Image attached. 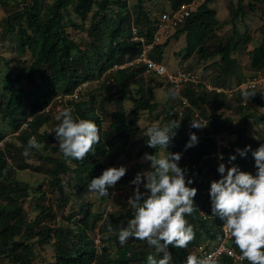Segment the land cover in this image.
Returning <instances> with one entry per match:
<instances>
[{
	"label": "trees",
	"instance_id": "trees-1",
	"mask_svg": "<svg viewBox=\"0 0 264 264\" xmlns=\"http://www.w3.org/2000/svg\"><path fill=\"white\" fill-rule=\"evenodd\" d=\"M218 1L222 0H205L200 4L196 10L192 11L186 22L175 29L171 38L154 46L153 50L157 55L150 54V57L161 62L170 41L185 35L187 46L179 53L182 58L188 60L197 53L200 54V59L221 55L222 63L214 65L221 68L222 73L218 76V80L225 83L226 78L235 73L236 60L232 57L236 47V44H233L234 37L237 35L235 25L233 35L222 49L207 53L203 48L217 22V12L211 6ZM112 2L117 4L116 11L113 10ZM184 2L191 3L192 0H171L170 8L165 12L177 8ZM256 2L247 6L249 12L257 11ZM72 11L83 23L93 14L90 16V27L86 29L76 25L70 18ZM248 11L243 1L238 0L237 6L232 10L233 22L246 16ZM134 16H137L138 23L142 21L146 24L147 33H139L145 36L148 43H154L157 27L146 8V0H137L134 11H131L126 0H51L46 7L43 5V0H23L22 7L14 10L1 23L3 32L0 34V41L8 35L15 34L18 55L21 58L31 56L28 66L30 72L27 75L24 72L15 73L14 67H10L1 82L2 91L0 92L1 120L6 122L13 131H21L19 145L13 141H7L3 148L0 146V254L7 257L12 264H33L36 243L44 245L51 242H54L55 247V261L52 264H95L97 262L100 264H147L149 254L155 256L157 260L163 258V253H157L146 240L131 239L125 245H120L118 240L120 229L115 230V223L128 222L127 213L128 219L134 217L135 211L129 203L125 205V213L122 212L115 217V222L110 226L111 231L108 228L104 229L110 233L105 237L106 242L116 246L117 257L111 258L109 246L102 244V247L98 249L90 235L91 226L104 218V214L93 212L91 204H82L79 212H74L67 217L71 225L51 228L47 226L44 219L53 218L55 214L51 205L41 203L46 202L47 199L45 190L41 187L33 188L28 184H22L15 177L16 172L28 168L46 173L50 189L59 191L60 196L57 201L62 202L59 206L61 208L63 204L66 205L70 201V197L64 194L66 193L64 175L69 177L68 184L72 188L88 184L92 179L100 177L102 171L113 164L121 153L129 158L133 157L134 148L136 158H142L145 153L156 154L159 157L160 147L156 149L147 146V140L144 142L142 140L139 147L127 148L128 144L134 143L140 133V128L136 126L138 113L140 111L154 113L158 106L156 102H152L153 88H147L143 84L144 65L115 68L135 59L142 51L141 42L133 41L131 24ZM69 26L85 30L90 41L81 46L67 31ZM244 40L249 42L250 37L245 35ZM251 55L252 69L256 72L262 71L264 41L252 51ZM3 61L8 65L7 60ZM95 79H101L102 96H105L110 103L120 106L131 101L134 103V109L127 113L123 108H117L106 128L103 120L106 111L102 104L97 107V99L93 93H88L87 97L81 95L79 101L71 99L69 103L72 106L74 118L95 121L100 129L101 140L95 146L94 155L90 153L83 160L65 159L59 151V146L56 145L58 141L55 132H42V128L48 124L51 123L56 128L61 122L51 117V114H46V111L57 96L70 97L82 84ZM133 86L137 88L134 90ZM170 90L171 95L173 91ZM248 92H254L255 96L249 95L247 100L242 93L234 96H240L238 110L243 115L238 126L234 125L232 118L223 115L224 112L219 113L220 110L227 108L226 101L233 100L234 97L229 99L226 95L216 92H196L193 86L186 87L183 94L189 97L190 106L192 103L201 109L199 120H205L206 127L201 129L191 127V121L195 120L192 109L184 110L182 116H179L172 107L165 113L164 124L160 127L172 120L181 122L180 128L176 130V136L170 143L180 144L193 132L198 137V144L181 151L184 155L180 160L181 163L179 162V166L185 170L186 180L193 181L188 186L198 190L194 198L196 210L192 215L186 216L194 229L195 238L184 249L169 246L173 262L171 264L185 263L187 256L191 254L190 249L194 245L197 247L203 238L216 242L223 236L221 227L224 221H219V216L204 218L201 212L205 210L208 215H213L211 197L207 191L213 181L221 178L217 163L204 159L216 149V137L225 134L235 135L236 138L232 140V144H240L243 149L252 144L251 150L248 151V160L243 162L245 171L249 172V166L256 164L253 152L258 149L257 146L264 145V140L253 145V141H245L244 135L250 120H261L264 123V114L253 111V105L258 103L260 98L262 102L259 106L264 107V96L258 93V90ZM147 95L149 98L146 99ZM210 96L215 100L212 103L211 112L207 113L204 105L209 103ZM29 117H33L32 120H29ZM4 137L0 122V140ZM31 137H35L45 149V153L37 149L30 151L29 156L35 155L41 162L38 166L29 164L27 162L29 156L23 155ZM47 150L51 152L46 153ZM9 160L14 161V164H10ZM140 167L141 164L134 169L130 168L131 174L126 173L120 179V183L132 184L137 174H142ZM32 197H34L39 216L27 221L24 203ZM77 215L83 217L79 219V222L76 221ZM73 220L78 223L76 230L72 227L75 224ZM33 231H36L38 239L34 243L30 240L32 236L29 235ZM230 245L240 252L233 238ZM194 255L201 257L199 251ZM216 264L233 263L226 257Z\"/></svg>",
	"mask_w": 264,
	"mask_h": 264
},
{
	"label": "rangeland",
	"instance_id": "rangeland-1",
	"mask_svg": "<svg viewBox=\"0 0 264 264\" xmlns=\"http://www.w3.org/2000/svg\"><path fill=\"white\" fill-rule=\"evenodd\" d=\"M192 0V8L196 10L200 4H202L205 0ZM245 6V9L248 11L247 6L253 2L254 0H242ZM51 0H43V5L46 7ZM126 3L130 7L131 11H134V7H136L137 0H126ZM238 0H222L215 2L212 4V8L217 12V22H215L213 26V33L205 42L203 48L207 53H212L213 51L222 49L228 42L229 38L234 33V25L236 27L237 35L234 37L233 44H236L234 53L232 57L236 60L235 73L226 78L225 83H222L218 80V76L221 75V68L215 66V63H222L221 55L208 59H200V54H195L188 60H184L182 55L179 54L185 47L187 46L186 37L182 35L178 39H172L170 44L165 48V53L163 55V60L161 61L166 65V67L171 72H177L179 70L192 72L197 76V78L212 87L219 86L223 88H234L239 86L242 82H247L249 80L257 79L261 80V85L259 86L258 93L264 96V69L262 71L256 72L251 67V53L252 51L259 47L264 41V0H260L256 2L257 11L255 13H251L248 11L247 15L241 18H238L233 22V12L232 10L237 6ZM23 0H0V34H2L3 29L1 27V23L4 18L9 16L14 10H19L22 7ZM171 0H146V8L150 14V17L153 21H155V26L157 27V31L155 32V41L153 46L157 44H162L169 38L173 36L175 31L164 32L165 35L159 34L158 32V24L159 18L162 13L170 8ZM113 10H117V4L112 2ZM93 16V14H91ZM90 15V16H91ZM90 16L89 19L83 23L79 16H77L73 11L70 13V18L75 22L76 25L83 26L84 28L90 27ZM137 16H134V21L131 24L132 33L134 36V32L136 31L139 35L146 34L147 28L146 24L142 21L140 23L137 22ZM136 20V21H135ZM70 36L76 40L81 46H84L87 42L90 41V37L87 36V32L82 29H77L72 26L67 28ZM140 32V33H139ZM248 35L250 37L249 42H245L244 36ZM149 54L157 55L154 50H152ZM154 59V58H153ZM3 60L8 61V65ZM31 56L27 55L25 58H21L16 49V35L11 34L8 35L7 38L2 39L0 41V92L2 91L1 82L4 79L5 74L8 72L10 67H14L15 73H23L28 74L30 70L28 66L30 65ZM132 60L128 61L131 62ZM24 69V70H23ZM103 79V78H102ZM101 79H95L92 81L85 82L79 88L78 98H70L57 96L54 99L52 105L47 109L46 114H51L55 120H58L57 117L60 116L64 109H72L69 101L74 99L79 101L81 99V95L87 97L88 93H93L95 98L97 99V107L101 104L104 107L106 114L103 115V120L105 123V127L107 128L111 122V116L113 112L117 108H123L124 110L130 112L134 109V103L131 101H127L122 105L110 103L105 96H102L103 91L100 89L102 82ZM27 82V78L25 80V85ZM143 84L145 87L153 88V99L152 102H156L158 104L157 109L154 113L149 111H140L138 113V123L136 126L140 128V133L135 138L133 144H128L127 148H134L141 146V142L143 140H147L146 131L148 128L153 126H160L164 124V116L165 113L170 109V107L174 108V111L178 113V110L181 107L180 98L175 95L172 96L169 93L170 87L166 86L165 80L162 77H159L153 73L145 72L143 74ZM137 86H133L135 90ZM171 91V90H170ZM257 93V92H256ZM149 95V94H148ZM146 96V99L148 97ZM106 98V99H105ZM149 98V97H148ZM233 100L226 101V109H222L219 113L224 112L223 115L232 118L234 125L238 126L241 123L243 115L240 114L238 110L239 102L238 99L240 96L234 97ZM105 99V100H104ZM214 97L210 96L209 103L204 105V109L207 113H210L213 108ZM264 101V100H263ZM258 103L253 105V111L256 113L263 115L264 107L259 106L262 102L261 98ZM193 110L194 119L197 121L200 118L201 109L195 107L192 103L188 108ZM101 114V113H100ZM33 117H29V120H32ZM1 128L4 134V139L0 140V146L3 148L7 141L15 142L16 145H19V137L21 131L15 132L13 131L6 122H3L0 117ZM247 132L244 135L247 142L253 141V145L257 144L260 140H264V123L261 120L255 121L254 119L250 120L247 125ZM55 130V127L50 123L46 127L42 128V132L46 131L48 133H52ZM222 138H226L229 140H233L236 136L231 135H223ZM190 140V135L187 136L185 141L180 144L170 143L166 149L160 148L159 157L166 156L167 152L169 153H181L182 157L185 150V146L187 142ZM58 146V144H56ZM41 151L45 153L44 145H42ZM52 146H54L52 144ZM252 146V144H251ZM257 146L256 148H259ZM122 150V149H121ZM133 157L129 158L124 154H120L118 159L113 163L107 166L106 169L111 167H120L124 166L127 168V174H131L130 168L134 169V167L141 164L140 171L143 173L150 171L151 162L145 161L142 158H136V150L135 148L132 150ZM51 150H47L46 153H50ZM181 157V159H182ZM29 164L34 166H38L41 162L38 157L35 155H31L28 157ZM181 163V161H179ZM10 164H14V161L9 160ZM105 169V170H106ZM104 170V171H105ZM102 171V173L104 172ZM255 172V168H254ZM101 173V175H102ZM15 177L22 184H28L33 188H39L45 190L47 194L46 203L47 205H51L53 207V218L44 219V222L47 223V226L51 228H58L60 226H69L71 222L67 218L74 212H79L82 204H91L93 212H101L104 214V218L99 219L91 226L90 235L95 241V244L98 249L103 246H109L110 248V257L116 258V246L113 243L108 244L105 240V237L110 234L107 232L106 228H110V226L115 222V217L120 213H125V205L128 203L129 197L134 194V190L136 185L134 184H121L120 181L117 182L115 187H109V196L101 197L98 194L89 192V184L79 185L75 187H70L68 184L69 177L64 175V185L66 186V190L64 193L66 197H70V201L66 205H62V202H58V198L60 196L59 191L50 189L48 185V178L46 173L37 172L33 169H25L16 172ZM141 191H145L141 186ZM6 202L5 199H3ZM132 208V207H131ZM133 209V208H132ZM24 214L27 217V221L35 219L39 216V211L37 210L36 205L34 204V197L32 199H28L24 203ZM135 211V209H133ZM207 214V212H206ZM78 216V215H77ZM128 213L126 215V219L128 218ZM83 218L82 215L76 217V221L79 222V219ZM74 221V220H73ZM72 226L76 230V224ZM219 221H222L219 218ZM116 224V229H121L122 227L127 226V221L125 224ZM32 236L30 239L32 243H34L37 239L36 231H33L29 234ZM131 240V239H129ZM136 240V239H135ZM26 241V240H25ZM138 241V240H136ZM54 242L48 244L36 243L35 248V258L33 260V264H52L55 261V247L53 245ZM210 244V240L203 238L201 243L197 246L196 250L203 248L206 245ZM101 251V250H100ZM103 261V259H101ZM105 262V261H104ZM0 264H12L8 260L7 257H3L0 254ZM100 264V263H95ZM121 264V263H120Z\"/></svg>",
	"mask_w": 264,
	"mask_h": 264
},
{
	"label": "clouds",
	"instance_id": "clouds-1",
	"mask_svg": "<svg viewBox=\"0 0 264 264\" xmlns=\"http://www.w3.org/2000/svg\"><path fill=\"white\" fill-rule=\"evenodd\" d=\"M171 95L175 96L176 92H171ZM242 95L247 100L249 95L255 96V93L245 91ZM57 119L61 122L54 132L59 151L65 159L83 160L90 153L95 154V146L101 140L100 129L95 121L77 120L71 109H64ZM180 126V121L172 120L163 127L148 128L147 146L166 149ZM206 126L207 124L202 121H191L192 128L201 129ZM196 144L198 137L193 132L185 150ZM42 147L35 137H31L23 155L27 157L32 149L40 150ZM250 150L251 146H248L243 150L237 149V152L241 157H245ZM253 156L258 170L256 175L240 171L235 164L228 168L221 163L218 171L222 178L213 181L207 191L210 193L213 215L206 214L207 211L199 207L204 218L219 216L224 221L225 235L234 239L236 247L242 254L241 259H246L249 264H264V145L254 151ZM181 157V153L167 152L166 156L160 157L145 153L143 159L151 162V170L138 173L132 181L136 187L128 203L135 209V215L128 220L126 227L119 230L118 240L121 246L129 239L146 240L157 253H163V258L159 260L149 254L147 264H171L169 246L184 249L195 238L194 229L186 216L192 215L196 210L194 198L198 190L188 186L193 181L186 180L185 170L179 166ZM220 159H223L222 154ZM235 160V155L230 156L229 162ZM126 172L127 168L124 166L106 169L100 177L92 179L89 192L101 197L109 196V187H115ZM141 186L145 191H141ZM221 239L216 242L210 241V244L203 248H212ZM196 248L194 245L185 263L179 264H216L211 255L205 257L194 255L203 249Z\"/></svg>",
	"mask_w": 264,
	"mask_h": 264
},
{
	"label": "built area",
	"instance_id": "built-area-1",
	"mask_svg": "<svg viewBox=\"0 0 264 264\" xmlns=\"http://www.w3.org/2000/svg\"><path fill=\"white\" fill-rule=\"evenodd\" d=\"M195 1V0H194ZM193 1V2H194ZM193 4V3H192ZM191 3L184 2L177 8H172L167 12L162 13L159 24H158V32L159 34L165 35L166 32L175 31L177 27L184 24L187 18L191 15L194 9L191 7ZM165 32V33H164ZM133 41H139L142 44V51L141 53L133 59L131 62H127L122 66H116L115 68H127L134 65H144L145 72L153 73L159 77L164 78L166 86H169L172 91L176 92V95L181 100V107L178 110L179 116H182L184 110L190 107V99L188 96L183 94V90L188 86H193L196 92H216L217 94H224L227 98L231 99L236 96L238 93H243L245 91H255L259 89L261 85V80H257L256 78L253 80H249L247 82H243L237 87L234 88H223V87H212L206 83L200 81L195 74L192 72L182 71L179 70L177 72H171L164 63L155 61L150 57V52L153 50L154 46L153 43H148L145 36L139 35L136 31L134 32ZM78 90L70 96V98H78ZM246 105V103L244 104ZM206 123V121H203ZM237 149L243 150L240 144L233 145L232 140L222 138V136L216 137V149L209 153L204 159L205 160H213L219 166L221 163H224L228 168H231L233 164L239 167L240 171H245L244 161L248 160L249 152L245 157H241L237 152ZM223 155V159H220V155ZM235 155L236 160L234 162L230 161V156ZM250 170L247 173H251L252 175L257 174V167L256 164L249 166ZM255 168V172H254ZM221 175V174H220ZM226 175V173L224 174ZM222 178V176H221ZM220 178V179H221ZM223 237L217 243V245L213 246L209 249H201L200 254L201 257L211 255L215 262H218L226 257L230 258L233 264H249L246 259H241L242 254L235 250L231 245L230 242L232 238L230 236H226L223 225Z\"/></svg>",
	"mask_w": 264,
	"mask_h": 264
}]
</instances>
